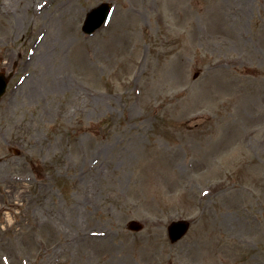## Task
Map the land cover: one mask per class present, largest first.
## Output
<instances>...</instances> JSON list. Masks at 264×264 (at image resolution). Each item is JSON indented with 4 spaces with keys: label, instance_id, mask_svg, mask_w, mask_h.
<instances>
[{
    "label": "rangeland",
    "instance_id": "374dc122",
    "mask_svg": "<svg viewBox=\"0 0 264 264\" xmlns=\"http://www.w3.org/2000/svg\"><path fill=\"white\" fill-rule=\"evenodd\" d=\"M101 1L0 0V264H264V0Z\"/></svg>",
    "mask_w": 264,
    "mask_h": 264
},
{
    "label": "water",
    "instance_id": "95a60500",
    "mask_svg": "<svg viewBox=\"0 0 264 264\" xmlns=\"http://www.w3.org/2000/svg\"><path fill=\"white\" fill-rule=\"evenodd\" d=\"M109 12V4L102 3L97 7L90 10L85 17L82 29L84 32L91 33L97 27H99ZM6 86V80L2 73H0V96L4 93ZM128 227L131 229H140L141 225L132 220L129 222ZM188 223L186 221H174L168 227V233L170 240L174 242L175 240L179 239L187 230Z\"/></svg>",
    "mask_w": 264,
    "mask_h": 264
},
{
    "label": "bare ground",
    "instance_id": "6f19581e",
    "mask_svg": "<svg viewBox=\"0 0 264 264\" xmlns=\"http://www.w3.org/2000/svg\"><path fill=\"white\" fill-rule=\"evenodd\" d=\"M36 8H37V6H36ZM6 259H7V257H6Z\"/></svg>",
    "mask_w": 264,
    "mask_h": 264
}]
</instances>
